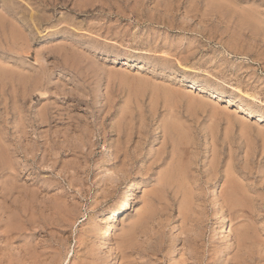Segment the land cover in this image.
Here are the masks:
<instances>
[{"label": "rangeland", "instance_id": "rangeland-1", "mask_svg": "<svg viewBox=\"0 0 264 264\" xmlns=\"http://www.w3.org/2000/svg\"><path fill=\"white\" fill-rule=\"evenodd\" d=\"M0 264H264V0H0Z\"/></svg>", "mask_w": 264, "mask_h": 264}, {"label": "bare ground", "instance_id": "bare-ground-1", "mask_svg": "<svg viewBox=\"0 0 264 264\" xmlns=\"http://www.w3.org/2000/svg\"><path fill=\"white\" fill-rule=\"evenodd\" d=\"M10 49V48H9ZM16 75V74H15ZM42 84V83H40ZM194 87V86H193ZM200 91L202 92L203 91V88L200 89ZM42 114V113H40ZM42 118V117H41ZM5 169V168H4ZM3 170V169H2ZM132 186L130 187L129 189V194H128V197H127V200L124 201V203L119 207V208H116L113 210L112 214L110 215V220H109V223H110V226L109 228L105 231V236L104 238L105 239H111L112 238V235H113V232H114V228L117 226L118 224V214L120 211H127L129 208H130V204L129 202L132 201V194L131 192L133 191V189L135 187H138V183L137 181H134L132 182L131 184ZM122 213V212H121ZM220 222H223V219L220 218L219 219ZM240 235V234H239ZM243 235V234H242ZM244 236V235H243ZM242 236V238H243ZM240 238V237H239Z\"/></svg>", "mask_w": 264, "mask_h": 264}]
</instances>
